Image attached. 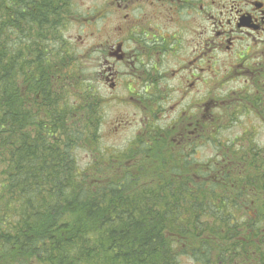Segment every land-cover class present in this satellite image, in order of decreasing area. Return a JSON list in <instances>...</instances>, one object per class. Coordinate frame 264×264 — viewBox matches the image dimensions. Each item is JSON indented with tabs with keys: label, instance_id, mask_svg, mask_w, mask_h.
Returning a JSON list of instances; mask_svg holds the SVG:
<instances>
[{
	"label": "trees",
	"instance_id": "1",
	"mask_svg": "<svg viewBox=\"0 0 264 264\" xmlns=\"http://www.w3.org/2000/svg\"><path fill=\"white\" fill-rule=\"evenodd\" d=\"M74 11L0 0V264H264L231 148L202 164L195 148H85L97 135L64 33ZM82 149L96 173L79 166Z\"/></svg>",
	"mask_w": 264,
	"mask_h": 264
},
{
	"label": "flooded vegetation",
	"instance_id": "2",
	"mask_svg": "<svg viewBox=\"0 0 264 264\" xmlns=\"http://www.w3.org/2000/svg\"><path fill=\"white\" fill-rule=\"evenodd\" d=\"M70 1L69 20L91 33L77 36L88 71L110 91L121 88L136 110L130 148H195L200 156L221 117L242 128L228 148L244 170V211L255 222L247 237L259 244L257 228L264 244V0Z\"/></svg>",
	"mask_w": 264,
	"mask_h": 264
},
{
	"label": "rangeland",
	"instance_id": "3",
	"mask_svg": "<svg viewBox=\"0 0 264 264\" xmlns=\"http://www.w3.org/2000/svg\"><path fill=\"white\" fill-rule=\"evenodd\" d=\"M92 1L100 0H86V4H92ZM99 26H101V24H99ZM110 27L111 26H107L108 29ZM84 31L85 29L82 24L74 23L70 25L64 33L65 37L70 41L69 47H74L76 48V53L79 52V59L81 60V64L79 65V74L84 76L85 80L87 79V89L85 91V95L86 98L89 99L91 107L90 109L88 108V115L86 113L84 117L85 128L90 131L89 137L91 136L92 139H94L93 134H96L97 136L94 140L89 138V141L87 142L89 146L85 148H97L102 155L104 152L106 153V150L110 151V149L125 152L130 149L132 140L136 135V128L132 125L131 121L136 110L133 106L122 102L121 97L123 96V90L121 88H118L113 92L110 91L105 84L101 83V80L98 78V74L96 72L88 71V67L86 66V60L89 58L88 53H85L86 50H84V44L80 42L81 45H79L77 41V36L79 34L83 35ZM103 32L104 30L101 32L98 31L97 37H100V34ZM90 34L91 33H86L83 37L86 39V35L89 36ZM107 34L110 33L107 32ZM84 43H87V41ZM89 80L93 82V85L89 83ZM89 87L92 88L90 92L88 91ZM211 94L212 91L210 88L205 86V104L209 103L207 99L212 96ZM108 99L109 104L106 105ZM219 122H221L222 128L218 129L216 127V131L213 132L216 136L207 135V142H205L204 148L200 149V156H196V163L202 164L208 163V161L211 162L212 159L216 160L215 158L222 155L218 148L221 146H224L225 149L228 148L232 144V140L235 138L236 132H243L242 128L239 129L238 124H234V121L230 118L222 119L221 117ZM239 123L243 125L244 120H240ZM119 124H122L123 126H120ZM214 129L215 128H213V130ZM259 139L261 140V138ZM220 142L222 145L219 144ZM256 142H258V138H256ZM256 144L259 145L258 143ZM216 145L219 147L215 148ZM94 153L95 152L88 149L78 151L77 158L81 169L87 168L90 173H96L97 168L103 167L102 164L93 166V163L96 162L94 161L96 156V154L93 155ZM101 154L99 155L102 156ZM191 160L195 161L194 159ZM182 264H193V261L190 259H183Z\"/></svg>",
	"mask_w": 264,
	"mask_h": 264
}]
</instances>
